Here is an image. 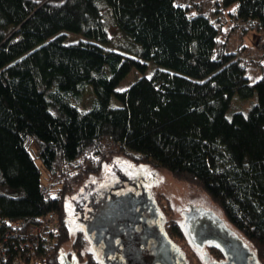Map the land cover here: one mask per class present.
Returning <instances> with one entry per match:
<instances>
[{
    "label": "trees",
    "instance_id": "obj_1",
    "mask_svg": "<svg viewBox=\"0 0 264 264\" xmlns=\"http://www.w3.org/2000/svg\"><path fill=\"white\" fill-rule=\"evenodd\" d=\"M213 3L230 8L234 28L264 34V0ZM111 25L132 40L128 52L104 45ZM66 33L82 39L66 43ZM249 66L261 74L253 82ZM132 69L141 76L116 90ZM111 156L199 188L264 264V61L228 52L197 0H0V216L20 223L0 235L8 255L53 211L56 241L29 264H60L66 195Z\"/></svg>",
    "mask_w": 264,
    "mask_h": 264
},
{
    "label": "flooded vegetation",
    "instance_id": "obj_2",
    "mask_svg": "<svg viewBox=\"0 0 264 264\" xmlns=\"http://www.w3.org/2000/svg\"><path fill=\"white\" fill-rule=\"evenodd\" d=\"M113 169L108 182L93 188H84L72 201L68 217L71 229L75 231V239L66 254L68 261L82 264L91 258V261H97L98 264H191L199 261L195 257L194 249L203 252V264L228 260V256L216 245L208 243L198 249L187 237L184 226L186 213L191 208L203 207L186 201L181 226L171 210L168 211L167 199L161 195H152L149 189L155 181L152 172L138 169L127 171L117 167ZM126 192H130L128 196L111 203L113 206L110 210L113 214L100 224L94 237L90 225L93 208L102 205L109 199L110 194L121 195ZM172 231H177L179 235ZM184 238L192 245L190 252L184 250L185 247L181 244L185 241ZM85 243L88 244L90 252H85L84 258L85 254L81 252Z\"/></svg>",
    "mask_w": 264,
    "mask_h": 264
},
{
    "label": "rangeland",
    "instance_id": "obj_3",
    "mask_svg": "<svg viewBox=\"0 0 264 264\" xmlns=\"http://www.w3.org/2000/svg\"><path fill=\"white\" fill-rule=\"evenodd\" d=\"M197 1L200 4V6L202 7L203 12L207 16H209L211 18V20H214V21H216V23L220 24V26L223 28V30H225V32L227 34V51L228 52H237L238 58L241 61H244V60L258 61L259 59L264 61V34L262 32H260L258 30H246L239 23L234 28L233 27L234 23L230 19L231 17L227 13V11L230 10V8L222 10L221 4L216 5L213 3V0H197ZM176 3L178 5H184L185 0H176ZM108 36H109V40H108V42H106L104 44L106 47L111 48L113 50L121 51L123 53L128 52L129 49L131 48L130 43L132 42V40H130V38L127 37L126 35L121 34L117 30V28L112 26V25L108 28ZM80 39H82V36L79 34L66 33V43L78 41ZM90 41H93V40H90ZM240 46H241V48L238 49V47H240ZM137 47H138V45H137ZM148 66L149 67L145 71V75L150 76L156 67L153 65L152 62H149ZM245 75L248 77L250 82L257 80L261 76L259 68H256L253 66H249L245 69ZM140 76H141L140 72H138L135 69H132L117 84L116 90H118V91L124 90L130 84H132L137 78H139ZM92 96H93V93H92L91 87L87 86L84 90L83 99H82L81 105L79 107V110L85 111V110H88L90 108L89 104L91 102ZM237 102L241 105L242 109H246L248 107V104H249L248 100L237 101ZM252 102H254V101H252ZM110 105H112V106H118L119 105V102L114 98V96H112L110 99ZM234 111L235 110L227 111L226 116L228 118H230ZM36 152H37V147L34 144L30 149V153L32 155H35ZM115 160L119 161V162H124V163L130 164V165H134V166H143L147 171L152 172L156 176L155 181L149 186V189L151 190L152 195L154 197H155V195H159V196L161 195L162 198L167 199L168 204L170 206V207L168 206V211L171 210V214L173 215V217H175V219L177 220V222H179V224L181 226L183 225V220H182L183 215H182L181 211L186 209V207H185L186 201H191L193 203L200 205L201 207H203L207 210H212L217 215H219L224 221H226L221 210L218 208V206L216 204H214L209 199V197L203 191H201L199 188H197L193 185H190V184L176 180L164 169L153 168L148 164L135 163L132 160H130L124 156H111L110 158H108L103 163L102 168L98 174L87 175V176L81 178L78 181V183L75 185L73 191L66 195V198L67 197H75L77 195V192L80 189H82L83 185L86 182H89L90 180L95 181L97 184H101L102 181L106 179V175H105L106 166ZM35 163L37 164V166L40 169H42L40 162L37 158L35 159ZM168 204H166V205H168ZM70 208H71L70 202L66 200L65 201V209H66L67 213H69ZM67 223H68V229H69V240H67L59 248V252L63 251V253H65V254L69 253L68 252L69 248L75 239V231H73L71 229V221L68 218V216H67ZM228 225L230 226V224H228ZM185 241L183 240V243H181V244H182V246L185 247L184 250H188L190 252V249H192V245H190V243L188 242L187 239H185ZM89 249L90 248H89L88 244L85 243L83 250L81 252L82 254H85L84 258L86 257L87 251L90 252ZM194 251L196 253L195 257L199 258V261H193V262H191V264H203L201 251L199 252V251H197V249H194ZM84 262L85 261H83L82 264H84ZM96 264H98L97 261H96Z\"/></svg>",
    "mask_w": 264,
    "mask_h": 264
},
{
    "label": "water",
    "instance_id": "obj_4",
    "mask_svg": "<svg viewBox=\"0 0 264 264\" xmlns=\"http://www.w3.org/2000/svg\"><path fill=\"white\" fill-rule=\"evenodd\" d=\"M115 167L124 168L127 171L134 169L146 170L143 166H134L116 160L112 161L106 166V179L103 180L101 184H97L95 181L90 180L83 185L82 189H80L77 194L84 188L89 189L108 182L110 173L114 172L113 168ZM129 193L130 192H126L121 195L114 193L110 194L109 199L104 201L102 205H96L95 208H93L90 225L94 231V237H96L100 224L113 214L110 210L113 206L111 203H114V201L118 199L122 200L128 196ZM75 197L66 198V200L70 202V206H72V201ZM183 211L184 210H182L181 213H183ZM184 226L188 239L195 247L201 249L205 244L211 243L219 247L223 253L228 256L227 261L213 262L211 264H249L250 262L259 264L255 252L249 247L248 243L237 232L227 226L225 221L212 210L191 208L185 215ZM201 254L203 257L202 251ZM59 261L60 264H72L73 262L68 261L67 255L63 253V251H60Z\"/></svg>",
    "mask_w": 264,
    "mask_h": 264
},
{
    "label": "built area",
    "instance_id": "obj_5",
    "mask_svg": "<svg viewBox=\"0 0 264 264\" xmlns=\"http://www.w3.org/2000/svg\"><path fill=\"white\" fill-rule=\"evenodd\" d=\"M45 189L46 187H42V190ZM19 225L20 223L6 221L3 216H0V235L4 232L7 234L8 228ZM60 228L61 222L56 213L46 212L40 217L38 224L31 225L28 233L19 238L22 250L12 256L8 255L5 243L0 237V264H29L36 259L37 253L49 252L56 241L55 238L58 236Z\"/></svg>",
    "mask_w": 264,
    "mask_h": 264
},
{
    "label": "bare ground",
    "instance_id": "obj_6",
    "mask_svg": "<svg viewBox=\"0 0 264 264\" xmlns=\"http://www.w3.org/2000/svg\"><path fill=\"white\" fill-rule=\"evenodd\" d=\"M247 242V241H246ZM249 245V244H248ZM250 247V246H249ZM251 248V247H250ZM252 249V248H251Z\"/></svg>",
    "mask_w": 264,
    "mask_h": 264
}]
</instances>
